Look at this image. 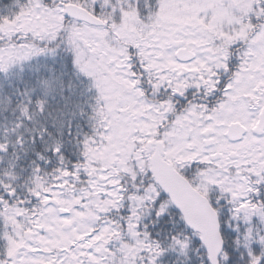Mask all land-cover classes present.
Segmentation results:
<instances>
[{"label": "snow or ice", "instance_id": "snow-or-ice-1", "mask_svg": "<svg viewBox=\"0 0 264 264\" xmlns=\"http://www.w3.org/2000/svg\"><path fill=\"white\" fill-rule=\"evenodd\" d=\"M0 264H264V0H0Z\"/></svg>", "mask_w": 264, "mask_h": 264}]
</instances>
